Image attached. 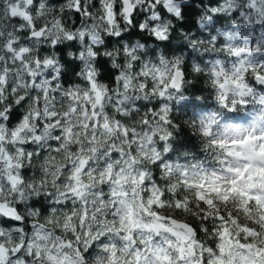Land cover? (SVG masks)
I'll return each instance as SVG.
<instances>
[{"label":"clouds","instance_id":"9594fccd","mask_svg":"<svg viewBox=\"0 0 264 264\" xmlns=\"http://www.w3.org/2000/svg\"><path fill=\"white\" fill-rule=\"evenodd\" d=\"M0 264H264V0H0Z\"/></svg>","mask_w":264,"mask_h":264}]
</instances>
